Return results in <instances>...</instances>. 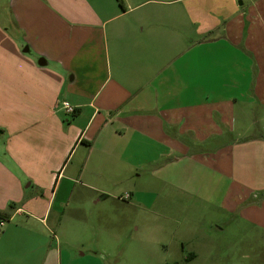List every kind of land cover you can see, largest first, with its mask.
<instances>
[{
    "label": "crops",
    "instance_id": "crops-1",
    "mask_svg": "<svg viewBox=\"0 0 264 264\" xmlns=\"http://www.w3.org/2000/svg\"><path fill=\"white\" fill-rule=\"evenodd\" d=\"M121 1L0 0L1 264L12 246L61 264L40 228L78 192L111 201L104 183L175 221L264 198V6Z\"/></svg>",
    "mask_w": 264,
    "mask_h": 264
},
{
    "label": "rangeland",
    "instance_id": "rangeland-1",
    "mask_svg": "<svg viewBox=\"0 0 264 264\" xmlns=\"http://www.w3.org/2000/svg\"><path fill=\"white\" fill-rule=\"evenodd\" d=\"M250 1L238 9L243 11L249 7ZM255 1L264 6V0ZM70 79L71 75L65 76L67 82ZM84 80V77L78 78L76 87L81 88ZM96 80L99 85L102 79ZM55 93L49 91V100L43 102H51ZM57 96L60 99L57 108H62L64 100L69 99L65 93ZM57 141V160H60L65 139ZM104 185L103 188L114 196L111 201L97 202L104 195L91 190L78 192L69 205L61 208L60 226L50 227V232L40 228V232L54 244L52 258L57 256L56 252L59 256L62 254L61 264H264L262 193H256L255 197L251 195L253 199L247 203L250 210L245 208L242 215V207L240 213L230 214L215 207L203 212L190 206L187 214L175 221L158 214L163 209L162 201L154 206L153 212L139 208L134 211L124 204L118 206L115 198L119 191L107 183ZM125 192L128 190L121 191ZM53 217L52 213L50 219ZM0 226L1 231L4 227ZM43 240H46L44 236ZM9 250L6 254L9 264H42L43 250L31 253V248L24 251L18 246ZM80 253L86 254L80 256Z\"/></svg>",
    "mask_w": 264,
    "mask_h": 264
},
{
    "label": "built area",
    "instance_id": "built-area-1",
    "mask_svg": "<svg viewBox=\"0 0 264 264\" xmlns=\"http://www.w3.org/2000/svg\"><path fill=\"white\" fill-rule=\"evenodd\" d=\"M62 108L63 110L68 113V114H73L75 112L74 108L72 106H70L68 103L64 102L62 103ZM128 196H126L127 198ZM1 225H3V223H1Z\"/></svg>",
    "mask_w": 264,
    "mask_h": 264
},
{
    "label": "water",
    "instance_id": "water-1",
    "mask_svg": "<svg viewBox=\"0 0 264 264\" xmlns=\"http://www.w3.org/2000/svg\"><path fill=\"white\" fill-rule=\"evenodd\" d=\"M239 4L242 5V2L239 1ZM24 52H27V50H25ZM39 64H40V65H45V63H43L42 61H39Z\"/></svg>",
    "mask_w": 264,
    "mask_h": 264
},
{
    "label": "trees",
    "instance_id": "trees-1",
    "mask_svg": "<svg viewBox=\"0 0 264 264\" xmlns=\"http://www.w3.org/2000/svg\"><path fill=\"white\" fill-rule=\"evenodd\" d=\"M119 3H120V5L122 6V1H121V0H119Z\"/></svg>",
    "mask_w": 264,
    "mask_h": 264
}]
</instances>
